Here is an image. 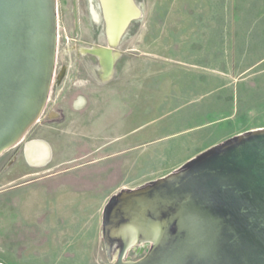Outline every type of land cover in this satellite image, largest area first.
I'll use <instances>...</instances> for the list:
<instances>
[{"label": "rangeland", "instance_id": "rangeland-1", "mask_svg": "<svg viewBox=\"0 0 264 264\" xmlns=\"http://www.w3.org/2000/svg\"><path fill=\"white\" fill-rule=\"evenodd\" d=\"M202 1H206V6L210 10L204 12V9H201ZM56 2L60 25L65 28L69 39L64 41L60 36L59 38L62 47L69 49L77 44V41L70 39L73 38L74 31L70 21L73 0ZM233 2V0H134L136 5L141 3L140 19L130 22L134 27L129 32L128 42L116 47L119 54H124L122 62L129 71L135 69L138 29L140 30L143 25L144 38L151 41L159 32H162L163 36H168L169 23L177 26L192 24L196 28L203 23H219L224 24L226 28L224 68L228 77L234 76L233 80L230 78L227 80L233 81V84L224 88L217 87L209 93L210 84L197 85L199 77L201 79L214 77V72H211L207 62L193 59L183 65H174L170 71L174 74L176 88L184 91L182 96L176 92L170 99L163 94L152 96L144 103V110L139 114L135 110V98L130 97L129 110L120 115V118L126 120L123 128L128 125L127 148H129L123 156L94 164L86 163L99 160L100 153L83 156V147L74 141L73 136L61 138L60 144L56 137L53 139L59 120H46L42 118L41 113L30 131L22 137V142L29 138L50 140L54 156L46 169L58 163H64L60 168L83 165L81 168L88 169L60 175L57 179L54 177L12 188L9 182L12 167H26L21 158L22 142L0 155V263L105 264L101 217L103 207L113 193L124 187L131 188L130 185L135 181L141 182L166 175L202 150L228 137L264 127V31L261 28L264 23V0H235L233 9L235 12L232 15L230 7ZM207 11L212 13L207 15ZM221 11L223 15L220 14ZM233 16L236 21V43L231 63L229 47L231 33L228 28ZM163 25L165 26L162 27ZM177 32L183 33L182 30ZM197 33L195 31L193 35ZM147 49L146 47V53ZM74 52L65 57L63 63L67 66L72 64ZM61 59L62 57L56 59V70L62 64ZM68 70L67 68L66 71ZM87 70L92 84L98 86L99 83L92 80L96 76L94 69L87 67ZM67 74L66 80L62 81L58 88L55 87L56 90L51 88V108L59 110L67 108L77 93L70 90L72 77L75 75L73 68ZM185 98L191 102L178 108L182 100L186 101ZM159 99L162 100L160 104ZM53 103L55 105H52ZM176 106L177 109L173 111ZM186 112L191 116L182 118ZM115 113L118 120L119 112ZM154 128L157 130L150 132ZM143 133L145 136L141 138ZM85 150L87 152L88 148ZM15 156L17 158L13 165L12 159ZM68 160L71 162L66 163ZM111 165L115 168L110 171L107 168ZM60 183H69L71 190L65 193L56 189L61 186ZM52 191L55 193H50ZM52 196L53 198H50ZM72 196H75V199L71 201L69 198Z\"/></svg>", "mask_w": 264, "mask_h": 264}, {"label": "water", "instance_id": "water-1", "mask_svg": "<svg viewBox=\"0 0 264 264\" xmlns=\"http://www.w3.org/2000/svg\"><path fill=\"white\" fill-rule=\"evenodd\" d=\"M101 1L108 43L83 52L110 73L118 40L140 9L134 0ZM56 45V0H0V154L40 116ZM43 143L24 144L30 164L48 159ZM38 149L41 158H32ZM101 229L106 252L117 248L111 264H264V127L228 137L166 175L116 191L103 207ZM142 243L150 245L144 255L123 259Z\"/></svg>", "mask_w": 264, "mask_h": 264}, {"label": "flooded vegetation", "instance_id": "flooded-vegetation-1", "mask_svg": "<svg viewBox=\"0 0 264 264\" xmlns=\"http://www.w3.org/2000/svg\"><path fill=\"white\" fill-rule=\"evenodd\" d=\"M56 11H57V45H56V56H55V65H54V73L53 78L50 84L49 93L47 96V100L45 102V105L42 109V118H45L46 120L50 119H58L59 122L57 124V132L54 133L53 139L58 140V142L61 144V138H68L73 136L75 138L74 141L79 142V146L83 147V156L87 155H95V153H100L101 157L99 160L90 161L86 164H94L97 161H103L106 158H109L112 156V154H108L107 152V145L110 144V146L118 147V144L107 142L105 144L97 143L95 140V136L93 134H89L87 130V125L94 120V118L100 114V109L106 108L107 106H110L111 101V95L108 92H111L114 87H116V93L118 98H122V104L120 107L115 108V112H119L118 120L116 118L114 121H123V118H120L122 113H125L129 109V98L133 95L127 94V87H124L123 90H121V82L118 81L116 85L112 88L111 82L114 83L117 81V72L121 71L122 69V61L124 54L120 53L118 54L117 58L114 60V63L112 65V71L110 73H105L102 68V64L99 62V59L89 53H84L83 50L87 47L92 46H98L100 42L103 40L106 43V35H105V29H106V22L103 17L102 13V1L101 0H73V8L71 12V20L72 26H73V38H70L74 41H77V44L74 45V47H70L69 49L62 47V42L60 38H63V40H68V34L65 32V28H63L60 25L59 17H58V6L56 2ZM96 12V13H95ZM136 21H138L136 19ZM134 24L130 23L126 29L122 32L117 46L128 42V36L129 32L133 29ZM60 36V38H59ZM75 51V52H74ZM74 52L73 60L71 61L72 64L66 65L64 64L65 57L69 54L71 55ZM84 55H86L84 57ZM127 55V54H126ZM62 57L61 61L62 64L58 67L56 70V59ZM70 70L73 68L75 75L72 77L73 82L71 83L70 90L76 91L74 97L76 99L78 97L82 98L84 100L83 105L81 104H74L72 99L70 101V106L64 109H54L51 108V88L53 90H56L61 84L62 81H65L68 74L66 71L67 68ZM87 67L93 68L95 71V77L92 79L95 81V83H108L106 86L102 87H96L92 84V81L88 78L89 72L87 70ZM56 70V71H55ZM92 77V76H91ZM88 80V81H87ZM107 80V81H106ZM90 81V82H89ZM98 81V82H97ZM94 83V84H95ZM120 84V85H119ZM132 86H135L134 83H131ZM120 86V87H119ZM54 87V88H53ZM56 87V88H55ZM132 89H135L132 87ZM97 90V91H96ZM71 91L68 93L70 94ZM108 93V94H107ZM67 94V95H68ZM65 97L67 99L68 97ZM106 95V96H105ZM73 97V98H74ZM59 104V103H58ZM52 105H55L53 103ZM80 106V107H79ZM60 106H58L59 108ZM66 110V111H65ZM106 110V109H105ZM104 110V111H105ZM104 111L102 114H104ZM96 115V116H95ZM116 115V114H115ZM33 126V125H32ZM32 126L26 131L29 132ZM48 127V125H47ZM87 131V132H86ZM25 133V134H26ZM24 134V136H25ZM59 137V139L57 138ZM39 138H29L26 141L22 142V139L13 147H17L19 143L21 144V158L26 164L25 168L20 167H12L11 173L9 175L10 184L12 185V188H18L24 185H27L29 183H33L35 181L41 182L42 180L59 175L61 173H64L66 171L79 169L83 165L79 166H67V167H61L60 165H63L64 163H58L55 166H52V168H47V164L52 160L54 156V149L49 139L43 138L39 139L43 141L47 152L49 153L48 159L42 164V165H32L28 162L26 159L23 148L24 144L28 143L32 140H36ZM77 139V140H76ZM100 144V145H98ZM88 148V151L86 152L85 149ZM8 150V149H7ZM5 150V151H7ZM15 150V149H14ZM3 151L2 153H4ZM16 151V150H15ZM14 151V152H15ZM1 153V154H2ZM123 152L119 151L117 153H114V155H119ZM0 154V155H1ZM15 154V153H14ZM17 156L13 157V165L15 164ZM71 161H67L66 163H70ZM84 164V165H86ZM28 170V171H27ZM29 170H43L44 172H29ZM27 171V172H26ZM39 175V176H36ZM31 176H36L34 178H31ZM30 177V178H29ZM25 178H29L26 179ZM101 238H102V229H101ZM149 243H142L139 245H134L130 247L124 256V260H136L140 258L149 248ZM116 245L112 246L111 254H108L105 250L104 244H103V238H102V250L104 252V256L106 258L105 264H111L115 260L116 255Z\"/></svg>", "mask_w": 264, "mask_h": 264}, {"label": "crops", "instance_id": "crops-1", "mask_svg": "<svg viewBox=\"0 0 264 264\" xmlns=\"http://www.w3.org/2000/svg\"><path fill=\"white\" fill-rule=\"evenodd\" d=\"M233 1H234L233 5L230 7L231 10L230 12L232 15H234L233 12H235L233 11L235 7L234 6L235 0ZM140 5L141 3L140 4L138 3L137 5L139 9L141 8ZM201 5H202L201 9H204V12L206 10H210L208 6H206V1L205 2L202 1ZM206 13L208 15L212 12L207 11ZM220 14L223 15V11H221ZM140 16H141V9H140ZM140 16L137 18V20L140 19ZM164 26L165 25H163L162 27ZM168 27H169L168 36H163L162 32H159V34H156L155 35L156 37H154L153 40L151 41H147L144 38V30H143L144 25L143 27H141L142 29L141 28L140 30L138 29V37L136 41L137 43H136L135 69L129 71L128 67H126L122 62L121 64L122 69L121 71L117 72V76H116L118 78L117 81L115 83L114 81L113 83L111 82L112 88L114 87V85H116V83H118V81L122 83L121 85L119 84L121 86V90H123L124 87H127L126 88L127 94L133 95V98H135V105H136L135 110L137 114L141 113V111L143 112L144 103L146 101L148 102V100H150L152 96H158L160 94H163L165 96H168L170 99V96L173 95L175 92L179 93L182 96L184 91L176 88L174 81V74H172L170 70L172 67H174V65H183L186 64L187 62H191L193 59L204 60L209 64V69L211 70V72H214L213 73L214 77L212 78L206 77L203 79L199 77V80L197 81L198 86L210 84L211 90L208 91L209 93L212 92V90L217 89V87L224 88L226 85L233 84V81L228 82L227 80L229 78L233 80L234 76L228 77V73L224 68V64L226 62V44H225L226 39L224 33L226 28L224 24L203 23L202 25H200V27L196 28V26H193L192 24L184 25V26H181L180 24V26H177L169 23ZM235 27H236V21H235V17L233 16V18H231L230 20L229 28L227 27L231 33L230 35L231 37L229 40V47L231 49V53H230L231 63H233V58H234L233 47L235 46L236 43ZM261 28H263L264 31V23ZM162 29H160V31ZM178 30H182L183 33L177 32ZM195 31L198 33L196 35H193V32ZM181 36L184 37L182 38ZM146 47L148 48L147 49L148 53H146ZM131 83H134L135 86H132ZM107 84L108 83H99V85L96 87L106 86ZM132 87H134L135 89H132ZM115 88L116 87H114V89H112L111 92H108L111 95V101L109 104L110 106L100 109L102 110L100 111V114L97 116L95 115L96 117L94 118V120L87 125V130L89 131L88 133L93 134L95 136V140L97 143L99 142L105 145L107 142L118 144V147L110 146V144L106 146L107 147L106 153L112 154V156L104 159L103 161H107V160L109 161L119 156H123L125 151L129 148V147L127 148L128 146L127 143L129 142L128 141L129 131L127 130L128 125H126L123 128V125L126 120L117 121V122L113 121L116 118L115 108L120 107V105L122 104V98L121 97L118 98ZM73 99H74L73 100L74 104L78 103L83 105L84 100L82 98L78 97L76 99V97H74ZM169 99L166 100L168 101ZM184 100L186 101L183 102L182 100L183 103L181 102L178 108L184 106L188 102H191L186 98ZM161 102L162 100L159 99L158 103L160 104ZM167 103L169 104V102ZM175 109H177V106L173 108V111ZM103 111L104 114H102ZM190 116L191 115L187 114L186 112L181 117L187 118ZM142 125H144V122L142 123ZM124 129L126 130L124 131ZM156 130L157 129L154 128L150 132H155ZM144 136H145L144 133L141 134V138ZM137 137H139V135L136 136V138ZM119 151L123 153L119 155H114V153H117ZM197 152H199V150L196 151V153ZM100 162L102 161H97V163ZM113 168L115 167L111 165L107 169L111 171ZM84 169H88V168L82 167L79 169L66 171L59 175L48 177L42 181L54 177H56L57 179L58 176L60 175H64L67 173L73 174L76 171H82ZM152 180L154 179H150V180L147 179L141 182L135 181V183L130 186L131 188H135L145 182H149ZM59 185L61 186L56 189H59L62 192L65 191L67 192L71 190L69 183H60ZM46 193L48 194V191H46ZM50 193H55V192L52 191ZM50 198H53V196ZM73 199H75V196L69 198V200L71 201Z\"/></svg>", "mask_w": 264, "mask_h": 264}, {"label": "bare ground", "instance_id": "bare-ground-1", "mask_svg": "<svg viewBox=\"0 0 264 264\" xmlns=\"http://www.w3.org/2000/svg\"><path fill=\"white\" fill-rule=\"evenodd\" d=\"M96 13V12H95ZM40 149L34 151V153L31 155L32 158H37V159H40L41 158V154H40ZM42 153V152H41Z\"/></svg>", "mask_w": 264, "mask_h": 264}]
</instances>
